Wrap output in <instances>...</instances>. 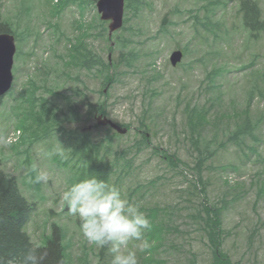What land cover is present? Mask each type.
<instances>
[{"label": "rangeland", "instance_id": "obj_1", "mask_svg": "<svg viewBox=\"0 0 264 264\" xmlns=\"http://www.w3.org/2000/svg\"><path fill=\"white\" fill-rule=\"evenodd\" d=\"M254 1L263 22L264 0ZM1 2L0 20L13 26L17 54L13 86L0 104V162L33 204L26 232L35 244L44 245L57 224L68 264H110L112 254L100 256L61 204L64 191L88 178L69 155L80 133L96 143L110 131L115 141L100 153L111 169L107 182L146 215L158 207L151 222L167 224L157 239L147 237L150 253L136 249L139 264H212L195 217L199 168L210 202L232 201L221 213L223 251L237 264H264V31L245 29L239 0H125L126 23L112 35L98 0ZM81 41L90 58L111 60L113 83L97 60L88 70L70 64ZM178 49L185 55L173 67ZM88 101L101 106L94 116ZM101 115L127 133L100 125ZM247 126L240 141L228 140ZM38 171L47 182H34Z\"/></svg>", "mask_w": 264, "mask_h": 264}, {"label": "trees", "instance_id": "obj_2", "mask_svg": "<svg viewBox=\"0 0 264 264\" xmlns=\"http://www.w3.org/2000/svg\"><path fill=\"white\" fill-rule=\"evenodd\" d=\"M239 1L241 2V12L243 15L242 17L245 29H248L253 35L260 34V31H264V21L262 22L260 20V15H262L260 7L254 0ZM1 4L2 2L0 0V6ZM2 33H12V35L16 34L13 26H11V24L6 20H0V34ZM124 43H126V41H124ZM71 51L70 64L79 66L83 65L82 68H87L88 70L91 62H93V60H97L102 64L105 69L104 71H107L104 72L105 81L109 84L113 83L115 80L114 75L110 74L108 71L112 67L110 63L111 60L109 63L101 62V59L94 57L92 53L90 58L87 47L83 41L75 47H72ZM145 55L148 56V54ZM131 56L135 58L133 59L134 62L137 61V57L140 56L139 51H133ZM76 80H79V78L76 77ZM1 99L2 98H0V104L2 102ZM85 109H87L89 116H94L95 113L101 110V106L98 103L88 101ZM190 112L199 113L200 117L206 119V116H203L204 113H202L200 109L199 111L197 109H190ZM247 127L248 129L244 130V132L239 128L238 131L232 133L228 140H231L234 137L236 140L240 141L239 139L241 138V135L244 133H250L251 128L249 126ZM107 133L108 134L103 137L104 140L102 139L96 143L90 142L88 132L80 133L81 136L78 138L75 148L69 155L73 159H76V164L74 166H79V171H82L84 176H97L105 179L106 181L109 180L111 169H109L108 164H106L104 157H102L100 153L104 144L107 145V149L111 147V144L115 141L117 134H112L110 131ZM144 137L145 138H142V140L145 142L148 137ZM202 137L203 136H199L197 140H194V147L198 151ZM118 154L120 156H124L125 152L121 151ZM201 157L202 155L199 158V163L203 160ZM171 162L174 163L172 160ZM202 174V170L199 168V177H197L195 189L198 191L201 201L198 202L200 204V208L195 217L199 218L200 227L202 228V231L204 232L211 248L210 251H212L213 259L212 264H237L232 262L233 260L225 251H223L222 248L224 240L223 237H225L226 231L223 228L224 220L221 213L223 212L224 205L226 207L228 203H231L232 201L223 197L216 202H210L208 191L206 190L208 189V186H206L204 178H202ZM262 190V195H264V187ZM33 208V204L30 203L26 197H24L16 177L5 174V171L1 168L0 162V257H3L6 261L14 262L27 247L32 246L46 251L47 259L45 264H68L67 257H65L66 247L63 245V228L57 224H53L52 231L50 232L51 234L46 237V244L44 243V245L35 244L30 238V235L27 234L26 225L28 224V221L34 211ZM159 211L161 210H158L157 207V210L148 214L147 217L149 219H152L150 217L155 219L159 214ZM166 228L167 224L163 218L162 221H159V223L156 224V226L153 224L152 231L147 234V237H149V239H155L159 233H162L163 230H167ZM106 252H108L106 248L99 249L100 256Z\"/></svg>", "mask_w": 264, "mask_h": 264}, {"label": "clouds", "instance_id": "obj_3", "mask_svg": "<svg viewBox=\"0 0 264 264\" xmlns=\"http://www.w3.org/2000/svg\"><path fill=\"white\" fill-rule=\"evenodd\" d=\"M48 179L46 172L38 171L34 182ZM61 204L68 214L78 217L80 232L89 245L112 254L110 264H139L136 249L150 253L154 245L147 238L153 224L141 205L129 202L120 188L105 179L91 176L72 184L62 193ZM130 242H136L132 249L127 248ZM46 259V251L29 246L14 262L0 257V264H45Z\"/></svg>", "mask_w": 264, "mask_h": 264}, {"label": "water", "instance_id": "obj_4", "mask_svg": "<svg viewBox=\"0 0 264 264\" xmlns=\"http://www.w3.org/2000/svg\"><path fill=\"white\" fill-rule=\"evenodd\" d=\"M125 0H98L97 6L101 18L110 22V35L114 31L123 26ZM15 36L10 33L0 34V97L4 96L12 87L14 76L12 69L14 65V57L16 54ZM183 52L176 50L171 55L173 67L177 66L183 59ZM100 125H110L114 130L121 134L127 133V129L121 128L119 125L101 115L97 120Z\"/></svg>", "mask_w": 264, "mask_h": 264}]
</instances>
